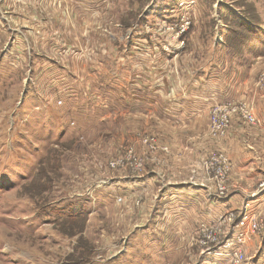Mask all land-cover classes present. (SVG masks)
Returning <instances> with one entry per match:
<instances>
[{
  "label": "rangeland",
  "instance_id": "374dc122",
  "mask_svg": "<svg viewBox=\"0 0 264 264\" xmlns=\"http://www.w3.org/2000/svg\"><path fill=\"white\" fill-rule=\"evenodd\" d=\"M150 37L153 48L162 41L164 55L140 46ZM136 54L151 59L145 65ZM197 68L228 88L201 116L202 129L173 130L153 113L121 108L102 115L95 105L121 101L106 87L116 78L164 81L167 93ZM258 100L264 0H0V264H198L219 252L208 250L214 246L226 264H245L244 247L255 237L264 248V201L255 199L264 196V132L249 140L255 176L236 172L231 150L259 122ZM220 106L229 113L221 133L211 123ZM148 171L151 189L117 197L114 176ZM186 182L236 201L213 221L189 229L186 219L174 248L163 241L160 226L171 222L161 218L158 198ZM252 222L261 226L255 232ZM239 231L247 237L232 244L243 249L237 259L222 245Z\"/></svg>",
  "mask_w": 264,
  "mask_h": 264
},
{
  "label": "crops",
  "instance_id": "0c3cea01",
  "mask_svg": "<svg viewBox=\"0 0 264 264\" xmlns=\"http://www.w3.org/2000/svg\"><path fill=\"white\" fill-rule=\"evenodd\" d=\"M149 39V42L147 38L139 42L143 49L145 47L147 48L145 52L147 53L156 48V51L158 49V52L164 55V50L167 49H165V46L161 45L162 41L160 42L161 48L157 46L153 48L150 46L152 37ZM150 59L151 56L150 58H143L139 54H136V60L142 64L146 65ZM43 64L45 67H48L50 62H44ZM125 64L128 65L125 72H129V69L132 70L128 63ZM197 69L198 70H196L195 73L193 72L190 77L180 74L179 81L177 82L181 83L182 88H178L177 85L178 90L167 89V93L163 91L164 81H158L152 84L147 77L142 75H130V77L123 79L116 78L115 81L118 80L119 83L107 84L106 87L118 89V91L122 93L121 97L119 95L117 96L121 101L112 99V103L109 105L106 104L107 107H105L103 103L95 99L97 102L95 105L98 108L94 107L98 110L100 109L99 111L102 112V115H104V113L107 114V111V115H110L112 111L119 110L120 108L127 111L128 115H132L134 112L140 115L153 113V115H156L155 118L157 117L161 120L159 123L172 127L173 130H186L191 128L202 129L203 126L199 124L201 116L206 115L208 105L215 101L216 98H219L221 101L223 97H227L228 94L225 95V93H228V88L221 85L219 75L212 76L207 73H202L201 71H203V69H201V71H199L200 68ZM132 71L135 72V70ZM239 89L240 88H237V92H239ZM110 100L111 98L107 97V102H110ZM259 101L260 100L256 103H259L258 105L263 106L264 109V101ZM103 118L106 121L109 119V117L106 116H103ZM258 118L259 122L251 127V134L249 133V135L241 141L239 140L240 138H236L235 142L233 141L235 143V152L231 150V152L234 153V155H231L233 157L231 159L235 161L234 167L236 172L238 174L244 172L248 177L257 174V167H255V145L249 142V140L257 141L255 138L256 133L258 132L259 134L261 131L264 132V110L263 112H259ZM259 143H261V141ZM153 176L154 173L149 171L140 175L114 176V183L116 178H119L116 186L118 190L115 194L117 197L121 198V201H125L126 198L134 196L143 190L151 189L154 184ZM186 183H189V186L164 188L162 194L158 198V208L161 211V218L169 220L171 224L166 223L160 226L159 219L155 221L157 227L160 226L161 229L165 228V231H163L165 237L163 241L170 240L171 243L174 244V248L176 247L175 241H182L183 233L185 229H188V227H185L186 219V225L189 226V229L192 227L193 223L198 222L199 219L213 221L215 220L213 217L216 213L220 214L225 212L228 207H231L230 205H232V202L236 201V197L233 199V196H230V199L216 196L207 183ZM100 188L97 187L96 189ZM255 199L259 200L257 202V204H259L261 201H264V196L257 195ZM198 206H201L202 209L200 213L194 211ZM152 208L153 206L151 205L147 220L150 217ZM190 210L194 212H190ZM144 223L145 222L141 223L139 226H142ZM148 223H152V220ZM256 240L257 237L253 239V242L244 247L246 255H250V258H248L245 264H264V248L261 247V244ZM224 249L228 250L227 248ZM208 250H217L219 252H214L212 255L209 253L206 254L199 259L198 264H226L227 257H225L226 254L223 249L214 246ZM208 250H206V252ZM218 253L220 256L216 255Z\"/></svg>",
  "mask_w": 264,
  "mask_h": 264
},
{
  "label": "built area",
  "instance_id": "2783aa9c",
  "mask_svg": "<svg viewBox=\"0 0 264 264\" xmlns=\"http://www.w3.org/2000/svg\"><path fill=\"white\" fill-rule=\"evenodd\" d=\"M222 106H220L219 108H216L214 109L212 112H211V123L215 129L216 132H219L221 133L223 131V128L225 127V124L227 122V117H228V111H227V108L228 107H225L223 109H221ZM113 110V109H112ZM221 114V118H220V115ZM216 116H219V122H215V118ZM230 116V115H229ZM249 118L251 121L254 120L253 118V115L250 113L249 114ZM219 158H223V160L225 159L223 156H220ZM223 190H220L219 194L223 195ZM120 200V199H119ZM249 201V200H247ZM239 218V221H238V226L239 227H242L244 226V219L246 218V216L244 215L243 217H238ZM260 222V221H259ZM261 226L256 223V222H252L251 223V228H252V232H255L257 231ZM247 236L245 235V232H241L239 231V233L237 234L236 237H232V240H229V241H226L224 245H222V248H227L229 250H232L234 249V253L230 254L229 256H233V257H236L237 259L238 258H243V249H241V251L239 253H237V248L235 249L233 246L232 247V244L233 242H236V243H239V244H243V240L246 238Z\"/></svg>",
  "mask_w": 264,
  "mask_h": 264
},
{
  "label": "trees",
  "instance_id": "16d2710c",
  "mask_svg": "<svg viewBox=\"0 0 264 264\" xmlns=\"http://www.w3.org/2000/svg\"><path fill=\"white\" fill-rule=\"evenodd\" d=\"M243 23L245 24V27H246V25H247L246 22H243Z\"/></svg>",
  "mask_w": 264,
  "mask_h": 264
}]
</instances>
